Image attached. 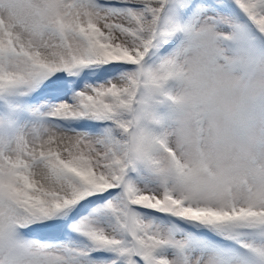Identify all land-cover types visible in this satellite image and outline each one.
Masks as SVG:
<instances>
[{
	"label": "snow or ice",
	"instance_id": "6c2138e0",
	"mask_svg": "<svg viewBox=\"0 0 264 264\" xmlns=\"http://www.w3.org/2000/svg\"><path fill=\"white\" fill-rule=\"evenodd\" d=\"M0 264H264V0H0Z\"/></svg>",
	"mask_w": 264,
	"mask_h": 264
}]
</instances>
